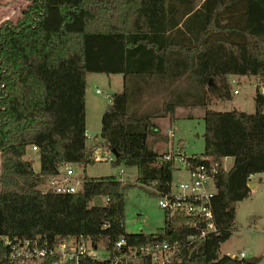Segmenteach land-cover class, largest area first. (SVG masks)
Instances as JSON below:
<instances>
[{"label": "trees", "instance_id": "1", "mask_svg": "<svg viewBox=\"0 0 264 264\" xmlns=\"http://www.w3.org/2000/svg\"><path fill=\"white\" fill-rule=\"evenodd\" d=\"M87 72L123 76L122 90L111 94L102 113L100 136L115 151L112 164L136 166L133 181L85 173V165L95 161L86 146ZM231 73H264V0H31L15 21H3L0 264H14L3 236L52 241L71 235L102 240L108 254L122 237L132 246L151 241L179 246L180 259L172 264H254L257 258L218 254L232 233L236 202L250 193L249 175L264 171V97L254 96L253 112L207 107L209 100L231 97ZM181 76L186 85L173 100L136 110L145 86ZM183 105L203 108L204 149L193 155L217 163L232 157L230 166H220L214 175L216 229L188 243L187 236L199 232L185 224L191 217L164 211V224L154 231H126V188L139 185L160 196L172 178V161L160 160L163 153L147 143L149 133L161 134L152 118L172 120ZM32 144L39 171L25 158ZM65 162L83 167L82 187L42 191V178ZM95 196L106 200L91 203ZM52 260L47 256L42 264ZM141 261L155 264L146 255ZM60 264H108V259L81 256Z\"/></svg>", "mask_w": 264, "mask_h": 264}, {"label": "rangeland", "instance_id": "2", "mask_svg": "<svg viewBox=\"0 0 264 264\" xmlns=\"http://www.w3.org/2000/svg\"><path fill=\"white\" fill-rule=\"evenodd\" d=\"M31 0H0V24L5 20L15 21L20 15L21 10L30 3ZM119 74L108 75L103 72H91L88 76V85L85 89V122L87 134L90 136L88 141L98 139L95 146L103 147L105 144L101 141L100 126L102 113L109 103V97L115 91L122 90V85L118 81ZM242 84L240 91L233 93L231 97L223 101L209 100L207 107L216 110H230L237 108L247 112L254 111V92L257 82L253 75H239ZM181 79V78H180ZM177 80L173 83L172 88H164L162 84L157 89L147 88L143 90L139 102L135 104L137 111H146L151 108L161 107L167 101L173 100L182 88L178 86L182 81ZM183 80V78H182ZM163 87V88H162ZM101 89V93L95 91ZM203 108L200 105H183L175 109V117L169 120L166 117H155L156 127L161 134L151 132L148 135L147 143L151 147L166 150H182L181 152L189 154L201 153L204 149V119ZM154 118V117H153ZM174 128L172 136L169 128ZM163 135V136H161ZM181 139V146L178 140ZM163 142L160 145H154V142ZM153 142V143H152ZM180 148V149H179ZM26 159L32 160V167L39 171V157L37 152L27 147L25 154ZM232 162V160H231ZM75 172L81 175L83 167L73 164ZM122 172L119 173V170ZM85 173L89 176L116 175L127 181H133L136 177V166H127L124 164H112L109 161L95 160L85 165ZM172 182H176L180 177L184 181L189 180V172L182 167L179 157H175L171 172ZM258 183L251 189L249 195L236 202V216L232 226V233L223 242L218 249V254L239 255L243 251V256L238 258H257L254 264H264V172L257 175ZM47 177L42 178L38 184L39 188H44ZM208 189H213L208 183ZM104 196H95L91 203H103ZM164 209L158 205V195L151 194L141 188L139 185L127 187L125 190V209H124V227L126 231H144L152 232L157 227L164 224ZM100 247L103 251L104 242L99 240ZM28 264H38L29 262ZM129 264H142L139 257L130 261Z\"/></svg>", "mask_w": 264, "mask_h": 264}, {"label": "built area", "instance_id": "3", "mask_svg": "<svg viewBox=\"0 0 264 264\" xmlns=\"http://www.w3.org/2000/svg\"><path fill=\"white\" fill-rule=\"evenodd\" d=\"M241 74L231 73L227 76V82L230 85V91L238 93L242 81L239 77ZM257 82L255 84L256 94L264 97V73L251 74ZM97 93H101L100 88H96ZM254 99V97H253ZM264 113V107L262 109ZM28 148L36 150V145H29ZM178 156L181 165L189 172V180L184 181L178 178L176 182H170L168 192L158 196V205L167 211L170 215L183 213L191 217L186 225H193L199 228L198 233L187 236L188 243L198 241L203 238L207 232L214 231L215 223L211 207V196L215 192L214 175L220 166L228 168V159L232 157L224 155L221 163L212 162L204 157H196L193 154H184L180 150H172L163 153L159 159H166L174 163L175 157ZM95 160L112 162L115 154L104 145L97 147L93 152ZM73 162H65L58 167L57 173L47 177V182L42 191L53 190L56 192H75L82 187V177L75 172ZM122 169L119 170V173ZM119 178V177H118ZM121 179V178H119ZM208 183L213 189H208ZM106 200V198H105ZM202 226L200 225V222ZM5 244L9 245L7 257L14 264H28L36 262L42 264L47 256H53L51 264H60L74 259L76 262L81 256H91L97 259H108V264H129L136 257L141 259L142 256H149L155 264H172L173 261H179L177 245H171L167 241H151L140 246L127 244L124 238L115 242V250L108 254L106 247L103 251L99 241L95 242L90 237L71 235L67 238H61L50 241L47 237L33 238H15L11 239L3 236ZM105 245V244H104ZM244 252L240 251L238 256H243Z\"/></svg>", "mask_w": 264, "mask_h": 264}, {"label": "crops", "instance_id": "4", "mask_svg": "<svg viewBox=\"0 0 264 264\" xmlns=\"http://www.w3.org/2000/svg\"><path fill=\"white\" fill-rule=\"evenodd\" d=\"M89 74H91V72H87V75H86V87H87V85H88V76H89ZM119 74V77H118V81H119V83H121V84H123V76H122V74L121 73H118ZM108 75H117V73H109ZM181 78V79H180ZM182 78H183V76H181V77H179L178 79H176V80H174V81H168V80H163V81H161V82H159V83H157L158 85L157 86H154L153 84H151L150 86H148L147 88H158L159 87V85L161 86L162 84H165L163 87L164 88H168L169 90L170 89H174V88H172V85H173V83L175 82V81H177V80H179L180 79V81H182L181 82V84L178 86L179 88H183V86H185L186 84H185V80H182ZM184 79V78H183ZM123 86V85H122ZM86 87H85V89H86ZM146 87V86H145ZM162 87V88H163ZM110 98L111 97H109V102H110ZM163 118L164 117H166V118H168L169 119V117H168V115H165V116H162ZM155 117L154 118H152V121L155 123ZM170 120V119H169ZM156 124V123H155ZM85 126H86V122H85ZM100 128H101V126H100ZM169 130L171 131L170 132V134H167V136L168 137H166L168 140H169V136H172V133L174 132V128H169ZM85 132H86V135H87V138H86V146L88 147V148H90V150L92 151V152H95L96 150H97V147H99V146H95L94 144H96V143H98L99 142V140L98 139H94V140H91V141H88V138L90 137V136H88V134H87V127H86V130H85ZM100 132V131H99ZM161 133V132H160ZM147 139H148V137H147ZM101 141L105 144V145H107V141L104 139V138H101ZM163 142L164 141H162V142H152L154 145H162L163 144ZM108 146V145H107ZM153 149H155V150H157L159 153H165V152H169L170 150H166V149H159V148H157V147H152ZM180 149V148H179ZM31 150H33V151H35V152H37L36 150H34V149H31ZM173 150V149H172ZM171 150V151H172ZM182 151V150H181ZM182 153H184V152H182ZM38 154V153H37ZM184 154H186V153H184ZM231 158H229L228 159V164L230 165L231 164ZM264 171H260V172H254V173H252V174H250L249 175V182H253V185L250 187V192H252V190L251 189H254V187L257 185V183H258V181H257V179H256V177H257V175H259V174H261V173H263ZM122 179V178H121ZM123 180V179H122ZM171 181H172V179H171ZM248 182V183H249Z\"/></svg>", "mask_w": 264, "mask_h": 264}, {"label": "water", "instance_id": "5", "mask_svg": "<svg viewBox=\"0 0 264 264\" xmlns=\"http://www.w3.org/2000/svg\"><path fill=\"white\" fill-rule=\"evenodd\" d=\"M111 150H112V151L114 152V154H115V151H114V149H113V148H111ZM252 185H253V182H249V183H248V186H249V187H251Z\"/></svg>", "mask_w": 264, "mask_h": 264}]
</instances>
